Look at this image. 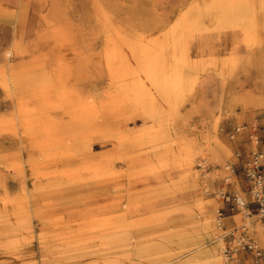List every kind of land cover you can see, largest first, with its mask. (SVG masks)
I'll return each instance as SVG.
<instances>
[{"label":"rangeland","instance_id":"1","mask_svg":"<svg viewBox=\"0 0 264 264\" xmlns=\"http://www.w3.org/2000/svg\"><path fill=\"white\" fill-rule=\"evenodd\" d=\"M193 1L209 3L0 0V67L20 70L33 56L46 51L53 38L42 16H51L53 7L60 22L89 33L98 29L94 20L97 5L124 25L153 27L174 18ZM256 5L263 50L259 52L255 44L248 50L242 47V54L228 67L218 64L199 69L171 120L155 105L146 109L129 106L109 124L98 119L84 127L89 141L80 142L77 151H89L93 160L102 155L104 162L112 159V173H122L115 181L86 183L100 179L89 171L55 178L47 172L58 159L37 155L27 140H23L26 153H18L24 178H18L6 166L18 144L11 134H0V175H5L0 178L4 186L0 193L13 203L0 206V264H128L114 249L120 243L144 247L141 256L131 252L129 264H264V240L260 241L264 212L255 193L261 190L256 184L258 175L264 190V0H256ZM223 38L215 42L219 57L228 53L229 42ZM16 42L28 51L8 53ZM106 86L105 71L96 68L76 88L102 101ZM13 108L10 95L0 85V115L14 114ZM152 131L164 143L177 141L181 153L157 174L128 176L126 164L119 159L126 151L112 139L130 135L133 140H146ZM208 148L213 154L206 153ZM30 153L37 171L28 165ZM138 191L157 193L150 192L138 203L130 197ZM76 192L98 198L89 209L85 204H64L69 195L78 196ZM216 217L219 227H214ZM126 225L130 230L124 241L110 237ZM105 257L108 262L103 263L100 259Z\"/></svg>","mask_w":264,"mask_h":264},{"label":"bare ground","instance_id":"2","mask_svg":"<svg viewBox=\"0 0 264 264\" xmlns=\"http://www.w3.org/2000/svg\"><path fill=\"white\" fill-rule=\"evenodd\" d=\"M50 15L42 16L53 38L44 49L46 51L33 56L20 70L0 67V85L10 95L14 107V114L0 115V134H11L18 144L15 153L6 159V166L11 167L18 178H24V164L18 153H26L23 140H27L28 148L37 155L58 159L57 165L47 172L55 178L74 177L89 171L100 179L86 183L115 181L122 173L117 176L112 173V159L105 158L104 162L102 155L93 160L95 156L89 151H77L80 142L89 141L84 130L86 125L98 119L109 124L129 106L146 109L155 105L164 109L167 119L171 120L178 100L185 91L191 90L199 69L218 64L228 67L242 54V47L248 50L255 44L260 52L263 46L256 0H209L207 4L193 1L174 18L153 27L124 25L97 5L94 20L98 29L89 33L75 31L60 22L55 7ZM221 37L228 40L229 47L227 56L219 57L215 42ZM26 51L18 48L16 42L8 53L22 55ZM96 68L104 70L107 78L102 101L89 94L83 95L76 88ZM162 139L155 131L149 132L146 140H133L130 135L112 139L114 145L126 151L119 159L126 164L128 176L139 178L157 174L181 153L182 147L177 141L164 143ZM128 149L138 151L129 152ZM75 152L78 156L69 157ZM206 153L213 154L212 148ZM65 155L68 156L65 158ZM34 160L31 154L28 165L35 170ZM2 183L0 179V186L4 187ZM150 192L138 191L130 197L139 203ZM75 194L78 196L71 198L69 195L64 204H85V209H89L95 203L93 199L98 198L92 193ZM237 197L242 204L241 197ZM11 204L3 192L0 193V206ZM215 222L214 227L221 223L217 217ZM125 227L113 231L110 237L124 241L130 230ZM263 240L264 235L260 237V241ZM114 249L120 260L126 259L129 264V255L141 256L144 247L120 243ZM100 260L108 262L107 257Z\"/></svg>","mask_w":264,"mask_h":264},{"label":"built area","instance_id":"3","mask_svg":"<svg viewBox=\"0 0 264 264\" xmlns=\"http://www.w3.org/2000/svg\"><path fill=\"white\" fill-rule=\"evenodd\" d=\"M256 166H257V160H254V167H256ZM256 178H257L256 179V184H257V186L259 188H261V190L258 189L255 193H256L257 198L259 199L260 204L262 206V211L264 212V190H263V182L261 180V176L260 175L256 176Z\"/></svg>","mask_w":264,"mask_h":264}]
</instances>
